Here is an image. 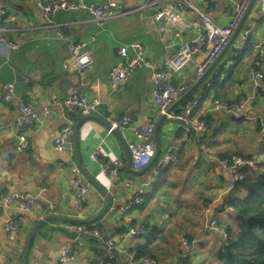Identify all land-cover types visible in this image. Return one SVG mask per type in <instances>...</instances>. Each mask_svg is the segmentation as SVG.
Segmentation results:
<instances>
[{
    "label": "crops",
    "instance_id": "crops-1",
    "mask_svg": "<svg viewBox=\"0 0 264 264\" xmlns=\"http://www.w3.org/2000/svg\"><path fill=\"white\" fill-rule=\"evenodd\" d=\"M83 1L96 6L118 1L123 10L136 11L98 24L80 10L59 11L51 19H46L37 6V0H0V32H5L18 45L5 57L0 56V196L25 193L35 200L30 214L0 212V264H22L26 241L39 221L52 216L74 218L77 215L73 205L70 169L76 165L73 128L82 116L63 102L73 88H79V92L88 98L100 100L95 116L105 122L127 115L131 127L146 126L152 120L156 121V127L160 118L155 117L151 98L153 71L138 69L123 84L111 86L109 82L110 71L121 64L116 54L117 47L133 43L142 45L153 70L166 72L169 81L174 86L186 87V92L200 77L196 76V65L202 59L200 52H196L179 72L167 70L164 65L175 56L182 41H192L196 37L198 13L181 0ZM190 2L200 13L208 14L214 25L223 26L228 22L227 2ZM250 2L242 29L212 72L200 81L185 101L173 108L175 103L171 106L172 112L177 113L193 103H199L195 119L203 122L198 118L209 117L210 128L193 132L187 143H181L179 126L163 121L157 141L154 139L155 146L158 142L160 157L168 147L176 150V156L155 177L149 171L152 167L142 175L128 172L121 144L99 121L81 123L78 131L81 165L112 199L111 210L98 220L102 236L112 240L117 247L115 259L107 264H124L129 248L138 237L123 234L127 228L139 224L156 226L155 230L161 231V237L151 247L156 264H179L180 260L206 264L203 254H208V264H215L211 263L215 253L208 250L217 248L222 240L217 226L225 218L226 209L220 212L216 209L222 205L230 181L219 162L230 155L264 160V136L259 132L261 126L254 122L255 117H262L264 129V92L259 94L249 77L253 58L247 60L240 82L235 84L227 97L229 102L244 104L242 120L236 121L225 112L214 109L210 98L201 100L199 97L214 73L220 70L221 75L226 74L225 67L232 65H228L232 55L242 48L247 37L256 41L258 46L264 45V18L259 19L258 16L259 0ZM167 6L172 13L180 15L175 24H171L167 17L154 18ZM247 27H250L249 32L245 30ZM73 43L84 45L92 53L94 62L85 71L68 64L69 45ZM262 76L264 86V68ZM7 85L12 86V97L3 101V88ZM21 101L39 114V120L25 131L30 147L24 152L17 149L13 129L20 115L18 105ZM74 111L77 121L73 123V128L71 126L70 149L55 151L53 140L69 121L67 113L74 114ZM95 153L99 155V163L91 159ZM107 158L124 162L118 182L107 176L100 166V161ZM83 179L88 184L89 195L81 213L83 218L91 219L104 206L105 200ZM142 185L146 186L144 202L140 205L142 209L135 206L125 213L119 212ZM10 217L19 221L17 234L4 231ZM55 222L47 221L34 235L27 264H56L66 248L71 249L72 256L67 264H96L103 252L99 242H87L85 246L78 247L71 233L72 225ZM181 238L191 244L189 252L185 251Z\"/></svg>",
    "mask_w": 264,
    "mask_h": 264
},
{
    "label": "built area",
    "instance_id": "built-area-1",
    "mask_svg": "<svg viewBox=\"0 0 264 264\" xmlns=\"http://www.w3.org/2000/svg\"><path fill=\"white\" fill-rule=\"evenodd\" d=\"M188 8L195 10L198 13L199 21L195 24L196 37L192 41H182L179 48L172 59L165 62V67L174 73L179 72L187 63H189L196 52H200L202 59L196 65V76L202 75L211 64L219 57L225 47L228 45L233 36L239 22L249 5L250 0H223L228 3V22L223 26L214 25L208 14H202L196 10L191 4V0H181ZM37 6L46 19H51L59 11L80 10L90 16L96 23L101 24L104 20L131 13L136 10L125 11L118 1L108 2L101 6L94 4H86L83 0H37ZM259 19L264 18V0H259L258 8ZM167 17L171 24H175L180 20L179 14L171 12L170 7H165L157 12L154 16L155 20ZM18 45L10 40L5 32H0V56L5 57L8 51L16 50ZM116 54L121 60V64L114 67L109 73V82L111 86L123 84L127 81L130 74L138 69H148L153 71L154 88L152 90V104L156 118L164 117L167 122L176 123L183 135L180 137L181 143L189 141L188 134L192 131L200 132L204 130L203 122H200L192 117V110L195 103L190 105L181 113L168 112L171 106L186 92L184 86H174L168 79L166 72L153 70L150 61L146 57V52L142 45L133 43L130 45H121L117 47ZM69 56L73 60L74 65L79 71H85L93 64L92 53L84 45L73 43L69 45ZM231 63L229 62L228 65ZM258 63H255L257 65ZM225 70L227 68L225 67ZM250 80L256 90L264 92L263 76L258 71L249 72ZM209 86V83L207 84ZM3 101H8L12 97V86L7 85L3 88ZM201 98V97H199ZM67 105L76 106L80 109V116H92L97 114V110L101 102L97 98H88L79 92V88L75 87L71 90L67 100H64ZM213 108L228 114L232 119L239 121L243 117L244 104L236 102L229 104L226 100L213 101ZM19 117L13 124V129L16 132L17 149L19 152L27 151L30 147L29 140L25 131L31 128L38 120L39 114L30 105L19 102ZM254 122L261 126L259 132L264 136L262 128L263 119L258 116L254 118ZM155 120L149 121L146 126L131 127L130 117L124 115L118 120H110L111 130H116L125 141L130 152L131 168L133 170H141L145 168L154 157L155 142L154 128ZM72 123L67 121L59 130L58 135L53 140V148L55 151L61 152L70 149L68 138L71 134ZM98 153L92 156L94 162H98ZM176 156V150L168 147L163 156L159 157L152 166L151 176L155 177L159 170L166 164L172 163ZM100 166L105 174L114 181L120 180L119 172L124 168V162L117 158H107L100 161ZM221 170L229 175L230 181L227 184V189L231 190L240 182L243 176V170L252 167L253 161L246 159L243 156L232 155L222 159L219 162ZM73 177V205L77 210V215L74 218L83 219L81 210L86 204L89 187L84 181L83 175L79 169L73 166L70 169ZM145 185L140 186L132 200L119 209V212L125 213L135 206H140L144 202ZM144 195V196H143ZM35 207V200L32 196L25 193H14L8 196H0V212L7 213L15 211L20 214H30ZM213 224V223H212ZM72 225V224H70ZM71 233L73 240L78 247L85 246L88 242V237L95 238L102 246L103 252L97 258L96 264H106L108 261L114 260L117 253V247L112 240L102 236L98 229H90L88 225H72ZM20 230L19 221L15 217H10L4 225L5 232L17 234ZM146 234L144 224L127 228L124 236H142ZM122 235V236H123ZM182 245L185 251L191 250V245L188 241L182 239ZM72 259L71 249L66 248L62 252V256L56 264H67ZM156 260L148 257H138L134 251L128 252L124 264H156Z\"/></svg>",
    "mask_w": 264,
    "mask_h": 264
},
{
    "label": "trees",
    "instance_id": "trees-1",
    "mask_svg": "<svg viewBox=\"0 0 264 264\" xmlns=\"http://www.w3.org/2000/svg\"><path fill=\"white\" fill-rule=\"evenodd\" d=\"M43 1L47 2L49 0ZM3 25L5 26L6 24ZM256 43L249 37L246 38L242 48L236 50L232 55L230 59L232 65L228 66L226 74L221 75L220 70L213 74L214 76L210 79L209 86H205L203 89L201 100L210 98L212 101L225 99L228 101V95L235 84L240 82L241 74L245 69L247 60L250 58H253L252 70L262 74L264 68V45L258 46ZM255 63L258 64L255 65ZM211 72L212 70L209 73ZM205 77L202 81L206 79ZM229 104L233 103L229 102ZM198 106L199 103L192 110L194 119L196 117L195 109ZM71 107L80 116V109L76 106ZM75 111L74 114L67 113L68 120L72 123V128L73 123L77 121V118L75 120ZM179 113L181 112H177V114ZM198 119L203 121L204 128H210L211 119L209 117H199ZM193 132L188 134L189 138L193 136ZM182 135L183 131L181 130ZM71 136L72 130L68 142H71ZM262 144L264 153V137ZM230 156H224L222 159ZM246 159L253 161L254 166L243 170L244 178L234 188L227 191L222 205L216 209L217 212L226 209V213L225 218L217 226L222 240L218 246L215 264H264V160H254L252 157ZM139 208L142 209L141 206ZM98 222L94 223L95 226L90 224L88 227L100 230ZM144 229L146 234L137 236L138 238L133 246L129 248V252L134 251L138 257L155 259L151 253V247L161 237V231L155 230L156 226L150 227L148 224L144 225ZM87 239L88 243H98L95 238L88 237ZM179 264H190V261L180 260Z\"/></svg>",
    "mask_w": 264,
    "mask_h": 264
},
{
    "label": "water",
    "instance_id": "water-1",
    "mask_svg": "<svg viewBox=\"0 0 264 264\" xmlns=\"http://www.w3.org/2000/svg\"><path fill=\"white\" fill-rule=\"evenodd\" d=\"M253 0H251L252 2ZM250 2V4H251ZM249 7V6H248ZM248 9V8H247ZM245 11L242 20L239 22L233 36L231 37L228 45L225 47V49L223 50V52L219 55V57L211 64V66L204 72V74L200 75L198 82L192 87L190 88L187 92H185L176 102L175 104L172 106L175 107L176 105H178L179 103H181L185 98H187V96H189V94L198 86V84L200 83V81L211 71L213 70V68L215 67V65L217 64V62L221 59V57L224 55V53L227 51V49L229 48L231 42L233 41V38L235 37V35L242 29V25H243V21L245 19L247 10ZM247 32L250 31V27H247L245 29ZM70 66H72V68H76V66L74 65L73 60H69L68 63ZM172 108H170L168 110V112L172 111ZM87 120H95V121H99L107 130L111 129V126L108 122H105L103 120H101L100 118L96 117L95 115L92 116H86V117H82L74 126L73 128V152H74V158H75V162H76V167L79 169L80 173L83 175V177L103 196L104 200H105V204L104 206L101 208V210L96 214V216H94L91 219H77V218H66V217H57V216H52V217H46L44 218L43 221H39L34 228L32 229V231L30 232L28 239L26 241L24 250H23V255H22V264H27V255H28V251L30 249L31 246V241L34 237V235L40 230V227H42L47 221H56L58 223H65V224H72V225H78V224H82V225H90L93 224L94 222L98 221L101 217H103L104 214L108 213L111 210L112 207V199L110 194L93 178L91 177L86 170L84 169V167L81 165V161L79 158V150H78V131H79V127L81 125V123L87 121ZM163 121H165L164 117H161L158 124L156 125L155 129H154V139H157V134L160 128V125L163 123ZM111 134H113L116 139L119 141V143L121 144V147L123 149V153H124V158L126 161V169L128 170V172H130L133 175H142L145 174L152 166L153 164L156 162V160L160 157L159 154V147H158V142L156 143L155 146V152H154V157L152 158L151 162L143 169L141 170H133L131 168V158H130V152L127 148V145L125 143V141L123 140V138L118 134V132L116 130H111L110 131ZM157 141V140H156Z\"/></svg>",
    "mask_w": 264,
    "mask_h": 264
},
{
    "label": "rangeland",
    "instance_id": "rangeland-1",
    "mask_svg": "<svg viewBox=\"0 0 264 264\" xmlns=\"http://www.w3.org/2000/svg\"><path fill=\"white\" fill-rule=\"evenodd\" d=\"M175 160V159H174ZM152 169V168H151ZM195 170V169H194ZM149 171H152V170H149ZM149 171H147V172H149ZM151 173V172H150ZM55 223H58V222H55ZM52 224H54V223H52ZM182 239H184L185 241H187L185 238H181L180 239V241L182 242ZM221 244V243H220ZM191 245V244H190ZM197 249V248H196ZM210 253H215V255H214V257H213V260L211 261V263L212 262H215L216 263V253H218V246H217V248H211V249H209L208 250ZM204 255V257H203V262H205L206 264H208L207 263V256H208V254H203Z\"/></svg>",
    "mask_w": 264,
    "mask_h": 264
}]
</instances>
